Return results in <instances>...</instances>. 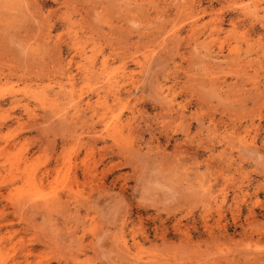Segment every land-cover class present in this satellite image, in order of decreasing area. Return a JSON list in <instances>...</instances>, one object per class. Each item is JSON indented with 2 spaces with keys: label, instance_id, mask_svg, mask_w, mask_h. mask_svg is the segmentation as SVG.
<instances>
[{
  "label": "rangeland",
  "instance_id": "rangeland-1",
  "mask_svg": "<svg viewBox=\"0 0 264 264\" xmlns=\"http://www.w3.org/2000/svg\"><path fill=\"white\" fill-rule=\"evenodd\" d=\"M0 264H264V0H0Z\"/></svg>",
  "mask_w": 264,
  "mask_h": 264
},
{
  "label": "crops",
  "instance_id": "crops-1",
  "mask_svg": "<svg viewBox=\"0 0 264 264\" xmlns=\"http://www.w3.org/2000/svg\"><path fill=\"white\" fill-rule=\"evenodd\" d=\"M20 114V112L19 113H17V114H15V115H19ZM23 119H24V117H23ZM32 135V134H31ZM27 137H30V134H27Z\"/></svg>",
  "mask_w": 264,
  "mask_h": 264
}]
</instances>
